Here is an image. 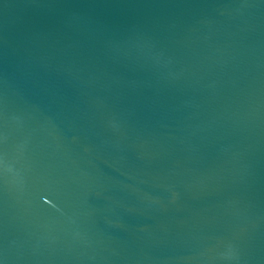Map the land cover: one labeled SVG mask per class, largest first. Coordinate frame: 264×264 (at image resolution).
Segmentation results:
<instances>
[{"label": "water", "instance_id": "water-1", "mask_svg": "<svg viewBox=\"0 0 264 264\" xmlns=\"http://www.w3.org/2000/svg\"><path fill=\"white\" fill-rule=\"evenodd\" d=\"M0 264H264V0H0Z\"/></svg>", "mask_w": 264, "mask_h": 264}]
</instances>
